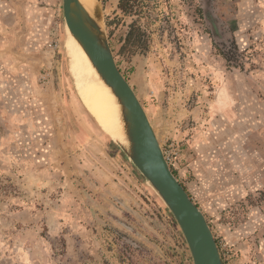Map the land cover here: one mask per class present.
Segmentation results:
<instances>
[{
  "label": "rangeland",
  "instance_id": "obj_1",
  "mask_svg": "<svg viewBox=\"0 0 264 264\" xmlns=\"http://www.w3.org/2000/svg\"><path fill=\"white\" fill-rule=\"evenodd\" d=\"M115 62L223 264H264V0H102ZM142 47L121 51L130 27ZM62 0H0V264H192L77 97Z\"/></svg>",
  "mask_w": 264,
  "mask_h": 264
},
{
  "label": "water",
  "instance_id": "obj_2",
  "mask_svg": "<svg viewBox=\"0 0 264 264\" xmlns=\"http://www.w3.org/2000/svg\"><path fill=\"white\" fill-rule=\"evenodd\" d=\"M62 15L65 58L77 97L80 100L67 51L68 34L114 97L122 140H111L165 204L187 245L192 264H223L204 214L174 176L142 104L117 67L105 29L102 0H92L90 8L82 0H62Z\"/></svg>",
  "mask_w": 264,
  "mask_h": 264
},
{
  "label": "bare ground",
  "instance_id": "obj_3",
  "mask_svg": "<svg viewBox=\"0 0 264 264\" xmlns=\"http://www.w3.org/2000/svg\"><path fill=\"white\" fill-rule=\"evenodd\" d=\"M90 8L92 0H82ZM75 88L82 105L98 126L113 140H122L118 108L109 89L99 79L88 58L70 34L67 35Z\"/></svg>",
  "mask_w": 264,
  "mask_h": 264
},
{
  "label": "trees",
  "instance_id": "obj_4",
  "mask_svg": "<svg viewBox=\"0 0 264 264\" xmlns=\"http://www.w3.org/2000/svg\"><path fill=\"white\" fill-rule=\"evenodd\" d=\"M131 1L132 0H120V8L123 10V12L127 13L132 9ZM144 36V33L141 32L139 28L131 26L121 51L123 52L124 50H132L133 53V48L139 46L142 47L145 43Z\"/></svg>",
  "mask_w": 264,
  "mask_h": 264
}]
</instances>
